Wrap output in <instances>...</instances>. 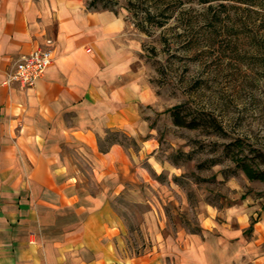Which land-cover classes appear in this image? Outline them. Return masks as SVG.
I'll return each mask as SVG.
<instances>
[{"label":"crops","instance_id":"1","mask_svg":"<svg viewBox=\"0 0 264 264\" xmlns=\"http://www.w3.org/2000/svg\"><path fill=\"white\" fill-rule=\"evenodd\" d=\"M87 1L0 0V264H264L259 241L208 229L115 257L116 228L97 213L104 193L78 185L65 151L88 157L95 178L120 189L131 153L109 132L143 134L148 89L125 10ZM47 38L52 62L35 84L1 85L11 59Z\"/></svg>","mask_w":264,"mask_h":264},{"label":"rangeland","instance_id":"2","mask_svg":"<svg viewBox=\"0 0 264 264\" xmlns=\"http://www.w3.org/2000/svg\"><path fill=\"white\" fill-rule=\"evenodd\" d=\"M103 5L126 12L148 89L139 106L146 130L133 140L109 132L131 153L118 190L95 178L88 157L65 152L78 185L104 193L97 213L116 228L115 257L207 229L231 237L242 231L264 248V181L230 159L239 153L255 165L251 148L264 153V0H97L90 8ZM173 107L188 120L214 117L222 128L175 125ZM237 137L243 152L228 153L225 144Z\"/></svg>","mask_w":264,"mask_h":264},{"label":"built area","instance_id":"3","mask_svg":"<svg viewBox=\"0 0 264 264\" xmlns=\"http://www.w3.org/2000/svg\"><path fill=\"white\" fill-rule=\"evenodd\" d=\"M54 41L47 38L43 46L11 59L5 69L1 85L31 87L43 75L53 58Z\"/></svg>","mask_w":264,"mask_h":264},{"label":"trees","instance_id":"4","mask_svg":"<svg viewBox=\"0 0 264 264\" xmlns=\"http://www.w3.org/2000/svg\"><path fill=\"white\" fill-rule=\"evenodd\" d=\"M97 0H89L87 3L88 7H93V5L96 3ZM102 8H109L113 11L112 7H107L106 5H103ZM172 121L175 125L178 126H186L190 128H196L198 126H211V128L215 131H220L221 130V125L218 123V121L214 117L205 116L204 114L200 115L198 119L192 118V119H186V117H183L181 114V111L179 110L178 107H173L169 109ZM117 139L116 136H110L109 140H115ZM243 146V141L239 137L233 139L229 143L225 144V149L227 150L228 153L233 152L232 147L235 149H240V153L243 152L242 149ZM252 151L256 153L257 157V163L253 165L249 161H247L246 158L242 157L239 155V153H231L230 154V159L235 163V166L239 169H241L245 175L250 178V179H259L264 181V168H260L261 164H264V153L259 150L258 148H251ZM264 207V205H263Z\"/></svg>","mask_w":264,"mask_h":264}]
</instances>
